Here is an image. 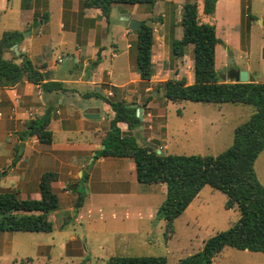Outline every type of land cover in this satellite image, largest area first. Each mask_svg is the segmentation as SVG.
<instances>
[{
    "label": "rangeland",
    "instance_id": "rangeland-1",
    "mask_svg": "<svg viewBox=\"0 0 264 264\" xmlns=\"http://www.w3.org/2000/svg\"><path fill=\"white\" fill-rule=\"evenodd\" d=\"M26 1L0 0L2 6L7 4L0 11V42L5 30L19 28L24 38L28 36V13L22 9ZM59 1L50 0L48 7L54 19L57 18ZM187 1L195 0L139 3V10L143 13L140 16L154 29H173L172 35L179 32L180 38L183 30L182 8ZM197 1L201 21L216 24L218 35L223 40L217 46L216 54V68L221 78L229 81L233 79L229 74L231 70L245 69L255 81H264V0H217L212 15L203 12V0ZM33 5L38 11L36 17H40L44 4L38 0ZM122 9V4L112 7L107 21L109 44L97 75L103 76L104 68L110 72L114 84L132 78L127 85L114 88L107 76V84L101 86V91L107 88L106 95L109 98L135 103L142 108L144 123L142 128L135 129L138 142L165 153L177 154L216 155L230 146L236 126L248 119L256 107L241 102L168 100L164 87L158 88V83L176 77L175 64L181 58L173 54L172 41L164 55L163 51L154 53L153 80L134 79V74L140 76L136 66V41H131L133 46L129 54L128 41L116 36V28L127 24L121 15ZM159 24H163L162 27ZM47 33L51 39L48 56L56 69L60 74L74 70L77 66L70 57V45L63 43L69 37L59 32L56 23L48 28ZM157 33H161L160 30ZM111 43L115 47H111ZM18 49L20 53L19 46ZM17 55L12 49L3 52L4 58L20 63ZM59 55L64 57L62 61H59ZM184 57L193 64L192 44L187 46ZM192 64H184L185 74L190 78L193 74ZM91 66L88 68L89 73ZM99 102L94 98L91 104ZM35 115L36 112H33L31 117ZM109 128L110 121L105 120L102 124L104 135ZM18 151L21 149L19 142H16L12 155ZM37 154L33 153L34 156ZM11 156L9 160L4 156V169L13 160ZM93 161L91 158L84 166L85 177L83 173L78 176L77 168L71 174L72 178L64 177L62 183L58 179L54 181L53 188L59 194L60 206L49 213L53 222L51 231L0 232V264H79L82 261L86 264H106L108 258L116 254L160 255L167 258L168 264H178L181 258L201 252L207 238L229 228L240 217L236 206H226L227 195L207 184L175 219L173 231L168 230L166 221L157 218L158 207L166 198V184L139 182L135 169L131 173L132 169L128 168V162H123L125 166L120 167L126 175L124 184L115 183L114 179L107 183L100 176L108 169L113 170L121 160L106 158L101 163ZM127 161L135 163L131 157ZM6 170L13 173L0 172V190L15 189L13 187L19 185L22 198L40 197L37 186L39 172L28 169L25 183L22 175L26 164ZM93 171L95 177L89 182L87 177ZM255 172L264 185V149L256 158ZM80 193L84 195L85 201L76 209L75 202ZM214 264H264V252L226 246L214 257Z\"/></svg>",
    "mask_w": 264,
    "mask_h": 264
},
{
    "label": "trees",
    "instance_id": "trees-1",
    "mask_svg": "<svg viewBox=\"0 0 264 264\" xmlns=\"http://www.w3.org/2000/svg\"><path fill=\"white\" fill-rule=\"evenodd\" d=\"M30 0L25 2V7ZM154 0H82L87 8H99L109 22L114 4H139ZM217 0H203V12L213 14ZM251 17H253L251 15ZM38 21V20H37ZM37 21L35 23H37ZM181 38L172 40L175 56H184L188 45H193L194 81L189 83L186 76L169 78L158 83L164 87L168 100L180 102L193 100L202 102H241L252 104L255 111L248 119L238 124L234 130L233 142L220 153L177 154L158 152L157 148L140 144L132 130L143 125L137 115L139 106L125 100L111 99L100 93L113 109L110 129L103 139L105 146L97 151L98 156L131 157L135 161L139 182L166 184V198L160 204L157 218L167 223L173 231V223L205 185L221 190L228 200L227 207L236 206L240 212L238 220L229 228L221 230L205 240L201 252L181 258L178 264H214V257L224 247L264 252V185L255 172V161L264 149V81L250 77L247 82L234 79L223 80L216 68L217 46L223 43L214 23L201 21L199 2L187 1L183 4ZM137 33L136 66L143 81L152 78V55L154 27L142 20ZM24 38L17 29L5 30L0 42V86H12L23 79L41 84L48 91L63 89L61 81H45V73L32 61L28 54L20 52V63L3 57L6 49H12ZM101 49L97 53L100 60ZM116 88V87H114ZM53 117L52 109L32 119L25 130V136L36 135L41 143H52L53 132L49 124ZM126 122L128 132L123 131L119 122ZM21 155H16V163ZM85 177V173L83 174ZM57 173L45 171L39 179V198H22L20 190H0V232L4 231H51L53 222L49 213L60 206L59 194L52 183ZM85 197L79 194L75 208L84 204ZM79 264H86L85 261ZM106 264H168L165 256L116 254L108 258Z\"/></svg>",
    "mask_w": 264,
    "mask_h": 264
},
{
    "label": "crops",
    "instance_id": "crops-1",
    "mask_svg": "<svg viewBox=\"0 0 264 264\" xmlns=\"http://www.w3.org/2000/svg\"><path fill=\"white\" fill-rule=\"evenodd\" d=\"M41 1L44 7L41 8L42 14L40 17H36L38 11L33 5L38 0H30L27 7H21L28 13L26 21L29 25L28 29L30 33L17 44V47L19 46L22 52L28 54L33 63L41 71L44 73L48 72L49 75L47 78L45 77V81H61L64 87L63 89L48 91L41 84L33 83L26 78L12 86H0V172L3 171L2 173L5 174L8 171L6 170L7 168L13 169L20 164H26L25 173L22 175L25 183L27 181L26 173L28 169L39 172L40 176L45 171H54L58 174V181L62 183L64 177L72 178L71 174L77 168L78 176L80 173L84 174V166L89 163L91 158L94 159L93 163H101L106 158H119L121 162L117 163L113 170L108 169L105 171V174L100 177L107 183L111 182V179H114L115 183L124 184L123 180H125L126 175L121 172L120 167L122 165L125 166L123 162H128L130 166L128 168L132 169L131 173H133L135 163L127 161L130 157H95L97 151L104 147L102 142L106 135L102 132V124L105 120L111 122L115 113L102 96H96L94 93L98 92L108 97L106 95L107 88L101 91V86L107 84V76L109 84L116 88L125 86L132 80L131 78V80L120 84H114L111 81L110 72L104 68V75L100 77L97 75V70L102 68L103 59L109 44L107 40V35H109L107 19L99 8L84 7L82 0H60L57 18L55 17L54 19L48 9L50 0ZM122 5L121 15L127 21V24L116 28V36L125 38L128 41L127 48L130 54V48L133 46L131 41H136L137 46V33L135 30L132 32V29L129 28L127 17L141 21L142 16L140 15H143V13L139 10V4ZM6 7L7 4L2 6L0 3V11ZM36 21L37 23H35ZM53 23H56L59 32L64 37H69L63 43L64 45H70V57L76 62L77 67L68 73L60 74L48 56L51 39L47 31ZM159 25L162 27L163 24ZM158 28L155 27L154 32L152 61L155 56L154 53L163 51L164 55L169 43L179 36V32L172 35L174 33L173 29L164 30V27ZM157 30H160L161 33H157ZM181 34H183V30L182 33L180 32ZM132 38L133 40H130ZM110 46L115 47V44L111 43ZM99 49H101V58L97 62V59L95 61V57H97ZM179 58L181 59H178V63L175 64L176 78L186 76L184 64H192V61L189 59L185 60L184 56H179ZM63 59L64 57L59 55V61ZM165 61L166 56L163 59L164 64ZM90 65H92V69L89 73L88 68ZM192 65L194 66V61ZM133 76L134 79L142 80L139 74H134ZM152 80L153 78L149 81ZM187 80L189 83H192L194 81V73L191 78L187 77ZM94 98L100 102L91 104ZM134 105L136 104L134 103ZM48 108H51L53 113L49 124V129L53 132V142L49 144L41 143L36 135L25 136L24 132L27 124L32 119L43 115ZM96 110L99 111L100 118L93 119L85 116L86 112H95ZM33 112H36V115L31 117ZM118 125L123 131H129L126 122L121 121ZM139 128H142V126ZM131 133L136 136L135 129ZM16 142H19L21 151L15 152L12 155ZM31 142L35 143L31 144ZM33 153L38 154L34 156ZM16 155H21L19 160L16 163L12 160L10 164L6 165L7 168L4 169L6 164L4 156H7V158L11 156L14 159ZM46 165L49 166L46 167ZM12 173L13 171L6 174ZM93 177H95L94 171L88 175V181L91 182ZM38 183L39 181L37 182V186ZM52 185L54 187L55 182ZM13 188L19 189L20 192L22 191L19 185Z\"/></svg>",
    "mask_w": 264,
    "mask_h": 264
},
{
    "label": "water",
    "instance_id": "water-1",
    "mask_svg": "<svg viewBox=\"0 0 264 264\" xmlns=\"http://www.w3.org/2000/svg\"><path fill=\"white\" fill-rule=\"evenodd\" d=\"M127 20H129V28L132 29V30H138L141 26H142V21L140 20H137V19H129L127 17ZM30 32H28L29 34ZM12 48L15 50L16 53H19V50H18V47H17V44H14L12 46ZM230 77H232L235 81H239V82H247L249 81L250 77H249V72L248 70H245V69H236V70H231L230 71ZM48 72H45V77L47 78L48 77ZM137 115L143 119V115H142V108L141 107H138L137 108ZM85 116L88 117V118H93V119H97V118H100V113L98 110H96L95 112L93 111H88L85 113ZM105 146V145H104ZM158 152H161L160 150H158Z\"/></svg>",
    "mask_w": 264,
    "mask_h": 264
},
{
    "label": "built area",
    "instance_id": "built-area-1",
    "mask_svg": "<svg viewBox=\"0 0 264 264\" xmlns=\"http://www.w3.org/2000/svg\"><path fill=\"white\" fill-rule=\"evenodd\" d=\"M110 93H112V92H110Z\"/></svg>",
    "mask_w": 264,
    "mask_h": 264
}]
</instances>
